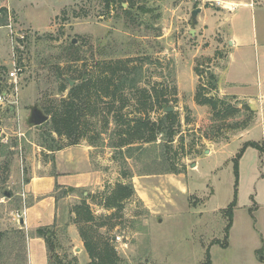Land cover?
I'll return each instance as SVG.
<instances>
[{
	"label": "rangeland",
	"instance_id": "374dc122",
	"mask_svg": "<svg viewBox=\"0 0 264 264\" xmlns=\"http://www.w3.org/2000/svg\"><path fill=\"white\" fill-rule=\"evenodd\" d=\"M21 2L22 8L0 0V14L5 10V17H0L2 91L8 84L6 74L11 70L15 46L21 69L17 104L11 105L7 97L0 106V264H27L26 234L18 230L19 223L14 219L15 211L21 207L16 194L25 184L30 165L51 158L44 151L49 152L53 145L68 144L65 137L51 133L49 120L29 128L25 124L29 107L38 106L46 115V107L68 95L71 87L64 79L75 86L87 75L97 74V63L127 59L134 61L130 68L142 64L139 88H145L149 99L139 92L136 98L142 105H136L133 99L123 114L130 120L132 114L140 112L155 121L164 114L155 103V96L162 95L176 118L173 142L158 135L151 144L114 148L119 141L116 126L111 117L107 126L102 122L111 112L110 107L98 101L96 114L85 117L75 133L85 137L79 143L93 145L106 176L102 185L87 189L85 195L83 191L58 192L59 225L53 229L58 244L55 254L65 263L90 264L79 231L91 230L97 237H111L123 264H200L204 248L212 239L224 241L223 210L234 198L237 230L244 224L243 206L251 195L256 192L258 200L264 201V153L258 159L255 149L247 147L242 151L247 142H256L264 149V130L254 128L255 116L244 109V102L220 97L217 89H208L207 77L218 63L217 55L222 58V54H215L209 41L199 44L184 32L194 3L145 0L149 13L132 10L126 15L117 7L106 11L101 0ZM197 4L219 10L215 3ZM243 19L244 32L251 35L250 15ZM10 23L14 43L7 29ZM165 23L171 24L172 31L162 38ZM207 52H213L214 58L205 57ZM61 85L66 87L62 94L58 92ZM200 87L202 97L220 99L226 106L212 110L198 105L195 94ZM131 94L127 96L133 97ZM227 107L235 113H225ZM216 126L221 128L218 133ZM213 137L218 141L212 142ZM238 154L241 156L235 169ZM170 166L180 173H163ZM123 174L128 178L124 179ZM117 183L130 185L133 195L119 209L104 210L100 205L102 193L110 192ZM84 204L94 218L88 224L82 223V215L78 218L75 212ZM69 226L76 229L74 236L68 232ZM215 250V262L229 264L232 255Z\"/></svg>",
	"mask_w": 264,
	"mask_h": 264
},
{
	"label": "crops",
	"instance_id": "0c3cea01",
	"mask_svg": "<svg viewBox=\"0 0 264 264\" xmlns=\"http://www.w3.org/2000/svg\"><path fill=\"white\" fill-rule=\"evenodd\" d=\"M15 1L17 7L22 8L23 5L20 6L22 0ZM217 1L220 5L216 6L220 11L198 6L201 12L196 18L195 27L190 26L189 20V26L184 28V32L199 44L209 41L210 45L214 46V53L222 54V58L217 55L218 63L214 71H210L217 79L218 96L235 97L244 102L255 114L254 128L262 132L264 130V0L256 3L255 0ZM9 3L13 5L14 0H9ZM252 3L253 5L250 6ZM8 6L5 9L9 10ZM191 11H189V19ZM246 14L251 17V35L244 32L243 18ZM171 31V24L170 26L167 23L163 24L161 37H166ZM191 31L194 33L193 36L190 35ZM207 53L205 57L214 58L213 52ZM94 151L95 148L85 142L53 153L44 151L45 155H51L49 161L40 160L27 169L28 177L25 184L16 194L21 207L15 211L22 215L18 222V230L26 234L27 264H48L45 242L37 237L35 232L38 229L58 227V192L74 189L76 192L83 191L85 195L84 191L87 189H97L103 184L106 175L102 171L101 160ZM260 156L261 154L258 153V159L262 158ZM56 187L60 189L56 190ZM246 204L243 206L246 214L244 224L238 230L236 220L238 207L234 209L226 247L212 243V241L222 242L218 241L219 238H215L204 248V259L207 251L211 264H217L213 257L214 251L215 254L218 253L216 248L232 255L229 264H264L257 256V252L262 250L264 258V216L262 215L264 201L260 202L255 192ZM67 230L72 236L76 234V229L72 226ZM77 247L76 251L79 250ZM204 259L200 264L204 263Z\"/></svg>",
	"mask_w": 264,
	"mask_h": 264
},
{
	"label": "trees",
	"instance_id": "16d2710c",
	"mask_svg": "<svg viewBox=\"0 0 264 264\" xmlns=\"http://www.w3.org/2000/svg\"><path fill=\"white\" fill-rule=\"evenodd\" d=\"M101 3L106 11L110 9L113 10L117 7L126 15L132 10H138L140 14L149 13V10L145 6V0H101ZM123 4L126 5V9H123ZM198 6L197 3H194L193 9L198 8ZM1 12L0 17H5V10L3 9ZM132 62H134L132 59H127L97 63L98 71L96 75H87L85 80L81 79L79 84L69 89L68 95L65 98H61L56 104H51L46 107L45 113L49 116L51 133L58 138L65 137L68 141V144L65 147L78 145L79 142L85 138L83 135H76L75 132L79 129L81 121L85 119V117L94 116L96 114L95 108L98 107V101L106 103V105L110 107L108 111L111 112H107L105 117L102 118V122L104 123V126H107L109 118L111 117L112 122L116 126L115 135L118 136L119 141L114 148L121 150L124 147L136 143H139L140 145L151 144L156 142L158 135H164L168 142H173L172 138L175 133L172 126L174 125L176 118L172 112L162 114V116L155 121H151L146 114L145 116H142L140 112L139 114H132L133 116L130 120H127L126 115L123 114V110L131 100L133 101V99H136L137 101L136 95H138L139 92L144 96L148 95L145 88H139V84L141 83L142 64L132 68L128 67ZM207 79L208 89L215 91L217 89V79L212 74H210ZM63 81L65 84H68L66 79ZM1 86L2 83L0 81V93L2 92ZM202 89L203 88L201 87L198 88L195 94V102L198 105L211 107L212 110L218 109V107L221 106H226L225 102L220 99L202 97ZM65 91L66 87L61 85L58 92L62 94ZM131 93L133 94V97L129 98L127 95ZM147 98L149 99L148 96ZM155 101L162 111L169 107L167 106L168 102L162 99V95L160 94L155 96ZM141 103L142 102L139 104L137 101L136 105L141 106ZM243 107L253 117L255 116L254 112L246 104H244ZM231 110L232 108L227 107L225 113H235V111L232 110L231 112ZM96 116H100V113H97ZM215 128L216 133L221 129L220 126H216ZM54 141L55 140H52V143ZM211 141L215 143L218 140L213 137ZM87 144L93 146L89 142ZM65 147H56L53 145L49 147L48 151L53 153L60 151ZM247 147L255 149L259 154L264 153L263 146L256 142L245 143L242 151ZM240 156L241 155L238 154L234 159L235 169L237 159L240 158ZM163 173L178 174L180 172L176 170L174 166H170V168ZM123 178H128V175L123 174ZM57 189L60 188L56 187V190ZM65 192H75V190L66 189ZM102 195V203L100 205H102L104 210L108 211L117 208L119 209L123 202L133 195V191L130 185L117 183L110 192L104 190ZM235 206L236 202L234 198L228 207L223 210L226 218V224L223 230L224 241L212 243L219 244L221 247H226L229 231L232 227ZM83 207L77 208L75 211L76 216L80 218L82 215V223L88 224L92 222L94 218L89 206L84 204ZM35 235L42 238L45 242L48 254V264H69L65 263L55 254L58 244H56L55 233L52 227L38 229L36 230ZM79 235L90 260V264H123V261L119 259L117 252L112 246L111 237L104 239L97 237L91 233V230H80ZM262 255L263 251L259 250L257 256L260 262H264ZM203 264H211L208 252L205 254V261Z\"/></svg>",
	"mask_w": 264,
	"mask_h": 264
},
{
	"label": "built area",
	"instance_id": "2783aa9c",
	"mask_svg": "<svg viewBox=\"0 0 264 264\" xmlns=\"http://www.w3.org/2000/svg\"><path fill=\"white\" fill-rule=\"evenodd\" d=\"M190 1L192 3H202L203 5L209 3H215V5H220V3L217 0H190ZM256 1H261V0H255L254 3H256ZM252 5L253 3L250 4V6ZM229 11H232V9H229ZM7 29L9 30V37L11 38L12 43H14L13 37L15 33L12 23L7 25ZM17 38L21 40L24 39L23 36H17ZM16 44H19V41L16 40ZM16 47L17 46H15V48ZM15 48L13 49L11 70H9L6 74V79L8 84H6V87L4 85L5 87L4 91L0 93V106H2L6 102L7 97L11 98V105H16L18 102V93H19L18 74L21 72V69L18 67V57H17L18 52L17 53L14 52ZM20 218H22V215L19 213H15L14 219L16 220V222H19Z\"/></svg>",
	"mask_w": 264,
	"mask_h": 264
},
{
	"label": "water",
	"instance_id": "95a60500",
	"mask_svg": "<svg viewBox=\"0 0 264 264\" xmlns=\"http://www.w3.org/2000/svg\"><path fill=\"white\" fill-rule=\"evenodd\" d=\"M123 7H126V5L123 4ZM200 12H201V8H196V9L191 11V14H190V26L192 28L195 27L196 18H197L198 14ZM190 35L191 36L194 35L193 31H191ZM67 82L70 84V87H72L74 85V82H71L69 80H67ZM172 111H173L172 108H166L164 110V113L167 114V113H171ZM48 120H49L48 116H46L38 106H31V107H29V115L25 119V124L29 128H34V127L42 126L43 124L48 122ZM205 153H207V151ZM6 196L9 197L8 194H6ZM20 224H22V221L20 222Z\"/></svg>",
	"mask_w": 264,
	"mask_h": 264
}]
</instances>
